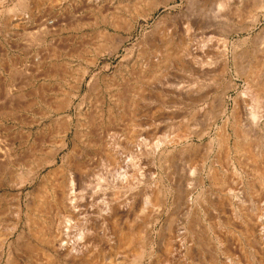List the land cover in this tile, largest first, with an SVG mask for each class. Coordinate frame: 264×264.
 Listing matches in <instances>:
<instances>
[{"label": "rangeland", "instance_id": "374dc122", "mask_svg": "<svg viewBox=\"0 0 264 264\" xmlns=\"http://www.w3.org/2000/svg\"><path fill=\"white\" fill-rule=\"evenodd\" d=\"M31 1L33 2V11H35L34 15L40 16L39 18L42 16L43 20L48 19L54 22L55 24L53 23L51 26L52 29L49 28L43 32L35 23L27 22L29 19L18 21L16 12L12 10L19 8L20 0H0V106H2L0 107V137L10 141L11 138L13 140L18 136L30 135V147H37L34 148L31 154L33 156L29 159L17 162V164L13 163L7 179L12 180L21 173L28 175L34 160L38 161L44 158V168L40 169L34 184L25 188V197L27 196L31 201L35 199L43 177L50 173L53 168L60 166L74 149L76 131L85 130V128L79 127L80 122H85L86 117L92 118L94 129L91 130V139L93 138L91 146L86 149L77 140V144L80 145L79 150H83V155L86 156L82 157L84 158L83 162L85 161L90 168V173L85 178L86 186L81 189L84 198L82 205L86 209H93L96 212L102 208L103 200L110 201L115 195L117 196L116 204H122L140 194L139 199L136 198L139 211L136 216L130 217L129 223L135 226L138 229L137 232L144 235L146 239L148 233L152 231L157 244L152 256L146 257L142 264H173L164 250L165 245H162L160 239L157 238L158 233L160 234L162 230H164L162 232L165 235L169 214L164 212L161 206L144 208L141 195L144 192L150 193L156 188L166 191L172 183L170 152L176 129L175 125L179 123L183 127L192 124L189 122V113L193 108L187 105L188 102L180 103L178 98L181 99L187 95L204 96L205 94L209 98L216 97L219 100L221 94L227 89V79L223 78L213 82L209 76H203L187 60L182 62L171 61V63L165 64L158 62V65L162 66V73L150 80L142 78L139 74L138 76L131 75L134 69H139V50L146 46L149 36L153 32L162 33L158 35L159 39L155 41L157 47L162 46L158 40L164 39V37L175 39L186 36L185 25L181 28L180 26L175 28L173 24L167 22L157 27L158 23H162L164 17L170 15L175 17L187 16L191 19L197 16L206 18L205 20L210 24L209 28L203 29V31L193 28L187 37L193 48H196L202 40L205 42L210 39L208 42L209 56L216 61L218 67L221 65L223 46L236 44L240 58L239 64L241 65H239V73L236 78L237 89L230 93V98L238 97L239 102L244 104L240 132L236 140L237 146L240 145V148L230 154L222 152L224 154L219 155L220 174L225 179V184L217 189L223 193L227 187L233 192L239 190L238 193L244 202L243 208L247 209H250L251 202L264 200L262 178L259 173H256V165L251 159V154L254 156L262 155L264 158V94L257 102L253 101L251 95L243 94L249 82L255 88L262 82L264 84V10L261 8L264 0H253L252 3L245 6L246 8L240 6L239 0H211L212 3L207 8H201L193 0H172L169 8L160 7L148 21L139 19L134 31L122 33L127 40L116 52L107 46L109 39H111L110 35L117 33L109 21L119 12L120 3L123 0H99L101 3L98 0H96L98 2L95 0ZM217 1H224L228 4L227 10L231 11L228 18L227 10L218 11ZM232 7L236 12L233 10L232 13ZM214 11L215 13H213ZM30 18L32 19V16ZM107 33L109 34L105 35ZM34 37L39 40L38 43ZM245 56H247L248 62L244 60ZM63 65L70 72L66 79L57 76L54 71L55 66L64 67ZM84 71L86 72L85 81L77 90L75 88L77 82L74 80V76L77 77L79 73H84ZM121 84L123 85L121 86ZM17 85L19 86L17 87ZM21 85L23 86L21 87ZM15 90L17 91L14 93ZM14 94H17V98L19 97L16 99L17 101L13 100ZM40 94L43 96L41 97ZM5 96L8 99H5ZM65 97L70 99V108L58 110V106ZM10 100L14 102L10 104ZM227 103L229 107L232 106L230 99L227 100ZM131 110L134 111V117H131ZM252 113L257 115L258 120L260 119V122L257 120L259 128L251 120ZM174 114H178L180 118L175 119ZM67 116L72 117L71 131L68 136V146L61 149L63 136L58 131L67 121L65 119ZM225 118L222 117L212 125L210 134L203 140L204 145L209 150L205 161L208 170L219 151L218 133L220 132L219 128L221 129L225 125ZM97 129L98 131H96ZM38 138H42V145H38V142L34 144ZM102 142H105L113 150L119 147L115 150L118 161L117 171H109L105 153L102 150L106 145ZM157 142H161L162 146L154 145ZM130 143L131 145L128 146ZM18 150L20 151L19 148ZM51 154H56V164L50 167L47 166L45 158ZM135 154L141 155L137 161V168L133 167L131 162H127V159ZM122 172L128 174L127 183L132 185L130 188L132 190L127 187L129 185L126 186V183H122V180L117 178ZM61 174L64 175V171ZM194 178L197 179L198 174ZM206 187L207 190L212 187L210 182H207ZM197 191L200 190L197 189L195 192L198 193ZM16 192L12 183L0 188V195L3 197L5 195L6 207L8 205L9 207L13 206ZM225 193L224 195H227ZM262 204L264 205V202ZM207 214L209 217L205 221L212 243L206 251L207 264L211 262V246L212 248H219L218 242L227 239V241L231 239V247H236V250L237 245L235 243H243L244 250L237 251V264H256L260 258L264 259V247L262 248L248 239L241 226L233 221L229 206H225L221 212H217L216 216L210 211ZM96 216L94 214L89 219L94 229V237H96L97 242L100 240L104 242L102 249L109 250L114 238L112 239L110 230L107 228L103 230V226L99 225L95 219ZM214 216L218 220L215 222L219 223L216 229L213 221ZM158 219L159 221L155 223ZM9 224H11V218L4 215L0 217V225L7 227L10 226ZM227 224L230 225V228ZM213 232L219 241H213ZM71 233L74 235L75 231L73 230ZM11 240L14 241L15 237ZM252 244L253 246H250ZM7 250L9 251L8 247ZM38 254L36 252L31 254L30 264H45L43 256ZM129 256L126 251H122L114 260L116 264H134L131 256ZM216 264H228V260L223 257Z\"/></svg>", "mask_w": 264, "mask_h": 264}, {"label": "bare ground", "instance_id": "6f19581e", "mask_svg": "<svg viewBox=\"0 0 264 264\" xmlns=\"http://www.w3.org/2000/svg\"><path fill=\"white\" fill-rule=\"evenodd\" d=\"M98 1L95 0V2ZM193 1L201 8H207L212 3L211 0ZM251 1L253 0H239V3L240 6L244 8L252 3ZM171 2L172 0H123V2L120 3L121 8L119 12H117L116 15H114L109 21L112 28L118 34L116 33L110 35L111 39H109V45L107 46L113 48L115 52L118 51L127 40L122 33H131L134 31L135 25L138 23L139 19L148 21L160 7L169 8ZM32 4L33 2L31 0H20L19 8L12 10L16 12L18 21L21 22L22 20L29 19L27 22L35 23L40 31L43 32L49 28L52 29L51 26L54 22H51V20L48 19L43 20L42 16L39 18L40 16L37 17L34 15L35 11H33L34 8ZM217 6L219 12L225 11L229 8L228 4L224 1L218 2ZM261 8L264 10V4ZM231 10L233 13V7ZM226 12L228 13L226 14L228 18L229 15H231V11L227 10ZM213 13H215V11ZM31 16L32 19L30 18ZM205 19L206 18L201 16H197L194 19L188 18L187 16L175 17L168 15V17H164L162 23H158L157 27L167 22L173 24L175 28L177 26H180L181 28L185 25V29H187L185 33L186 36L181 38L176 37L175 39L164 37V39L162 38L158 40L162 43V46L157 47L155 45V41L156 39H159L158 35H161L162 33H155L156 31L153 32L149 36L150 38L148 39L146 46L139 50V69L136 68L131 73L133 76H138L139 74L142 78L144 77V79L150 80L162 73V66L158 65V62H163L165 64L167 62L171 63V61L182 62L187 60L192 66H195L197 71L203 74V76H209L213 82H217L223 78L227 79V89L221 94V98L219 100L216 97L209 98V96H206L205 94L204 96L187 95L181 99L178 98L180 103L188 102L187 105L193 108L189 113V122L193 125L191 124L183 127L179 123L175 125L176 129L172 138V148L170 152L172 183L166 191L156 188L154 191H150V193L144 192L141 195L144 208H147L148 206H161L163 207L164 212L169 214L166 233L164 235V232H162L164 230H162L160 234L158 233L157 238L160 239L162 245H165L164 250L166 251V254L169 255L173 264H207L206 251L209 246L212 245L210 232L205 221L209 217V214L207 213L210 211L211 214L216 216L217 212H221L225 206H229L231 208L233 221L237 222L241 226L248 239L253 241L255 244L257 243L262 248L264 247V205L262 204L264 200L261 199L254 203L251 202L250 209H247L243 208L244 202L240 193H238L239 190L238 192H233V190H228L227 187L225 188L226 191L223 189L224 193L226 192L225 194H227L224 195L221 190L217 189L225 184V179L220 174L221 169L219 155H221L222 152L230 154L234 150L238 151L240 148V145L237 146L236 140L240 132L239 129L243 113L242 107L244 104L239 102L238 97L230 98V93L236 91L237 89L236 78L239 73V65H241L239 64L240 58L237 53L236 44L233 45L231 43L232 45L226 44L223 46V56L219 68L216 61L209 56L210 49L208 47V42L210 39L205 42H202V40L198 43L196 48L191 47V44L189 43L190 41L187 36L191 29L194 28L203 31V29L206 30L209 28L210 24ZM108 34L109 33L105 35ZM36 42L38 43L39 40H36ZM156 58L157 60H155ZM246 58L247 56L244 57V60L248 62L249 60H246ZM54 68L57 76H61L62 79L69 77L70 72L65 68V66H55ZM85 76V71L84 73H79L77 77L74 76V80L77 82V84H75V88L77 90L80 89L81 85L85 81ZM255 78L256 81H258L257 77ZM253 82H255L254 79ZM249 83H247V87L243 94H248L249 96L251 95L253 101L257 102L264 94V84L262 82V84H259L255 88ZM123 84H121V86ZM18 86L19 85H17V87ZM22 86L23 85H21V87ZM11 91L13 92V90ZM16 91L17 90H15L14 93ZM42 96L43 95H41V97ZM5 97V99H8L7 96ZM16 99H19V97L17 98V94H14L13 100L17 101ZM228 99L232 101L231 107H229L227 103ZM12 102L10 100V104H12ZM61 104L58 106V110L69 109L71 106L70 99L65 97ZM18 107L20 106L18 105ZM134 115V111L131 110V117H134ZM222 117H226V121L224 127L221 129L219 128V151L217 152V155L208 170L206 168L205 161L209 150L208 147L204 145L203 140L210 134V127ZM174 118L177 119L180 118V116H178V114H174ZM65 119L67 121L58 131V133L63 136L60 146L61 149L68 146V136L72 125L71 116H67ZM92 120V118L86 117L85 122H80L79 127L85 128V130L76 131L74 149H72L69 156L64 159L60 166L53 168L50 173L43 177L40 189L38 190V193L36 192V197L32 201L31 199L29 200L27 196L25 197L24 190L28 185H33L37 180L36 176H38L40 169L44 168V158H41V160L38 161L34 160V164L31 166V170L28 172V175L21 173L20 175L12 178V180H8L7 176L10 175L9 173L13 163L17 164V162H23L29 159V157L33 156L31 154L36 146L33 148L30 147V135L22 137L18 136L13 140L11 138L10 141L3 140L2 138L4 137H0V188L12 183L13 188H16L17 191L13 206L11 205L12 207H9V205L6 207L4 199L5 195L4 197L0 195V217L4 215L5 217L11 218V224H9L10 226L3 227L0 225V264H30L31 254L34 252L43 256L45 264H116L114 258H117L122 251H126L127 255L131 256L134 264H142L146 257L152 256V252L157 245L153 232L151 231V233H148V237L146 239L144 235L137 232L138 229L135 226L129 223L130 217L132 215L136 216L139 211V208H137L138 205L136 204V198L139 199L140 194L133 196L130 201H125L122 204H116L117 196L112 195L113 200L111 198L110 201L103 200L102 208H99L96 212L93 209H86L84 205H82L84 198L82 196L83 192L81 189L86 186L85 178L89 175L90 168L85 161L83 162L84 158L82 157L86 156L83 155V150H79L80 145L77 144V140L80 141L86 149L91 146V140L93 139H91V130L94 129V121L92 122ZM251 120L256 127L259 128V126H257L259 125L257 122L258 118L255 113L251 114ZM96 131H98V129ZM233 140L235 141L234 143ZM37 142L38 145H42V138H38L34 144ZM104 143L102 142V144ZM162 143L165 142L162 141ZM130 145L131 143L128 144V146ZM154 145H157L158 147L162 146L161 142H157ZM108 146L106 145L105 148L102 147V150H104L105 153L106 164L109 171H117L118 161L115 150L119 149V147L117 148L115 146L116 149L113 150ZM247 150L250 151L249 149ZM140 157V154L132 155L129 159H127V162H131L133 167L137 168V161ZM262 158V155L254 156L251 154V159L256 165L255 171L261 175V184L264 186V161H262L264 158ZM45 161L47 166H54L56 164V154H51V156L45 158ZM260 161L263 163H260ZM236 169L237 168L235 166V170ZM63 171L64 175L61 174ZM196 174H198L197 179L194 178ZM117 178L122 180V183H126V186L129 185L127 186L129 189L132 187L131 184L127 183L129 176L126 172L120 173ZM207 182H210L212 186L209 190H207L206 187ZM197 189L200 190L199 192L197 191L198 193L195 192ZM94 214L97 215L95 219L99 222V225L103 226V230H106V228L110 230L113 236L112 239L114 238L113 244L109 250L102 249V246L104 247V242L101 240L97 242L96 237H94V229L89 222V219ZM215 216L213 217L214 222L215 220L218 221ZM158 221L159 219L155 223ZM218 224V222H215V229L218 227ZM229 226L230 225H228V227ZM73 230L75 231L74 235L71 233ZM136 232L137 234H134ZM213 233V241H219L218 237L215 236V232ZM13 237H15L14 241L11 240ZM227 240H222V242L219 241V248H212L211 246L212 251L210 255V264L220 262L223 257L227 258L228 264H237V251L244 250L242 245L243 243L240 244L239 242H236V250V247H231V239H229V241ZM250 246H253V244ZM7 247L9 248V251L7 250ZM256 264H264V259L260 258Z\"/></svg>", "mask_w": 264, "mask_h": 264}]
</instances>
